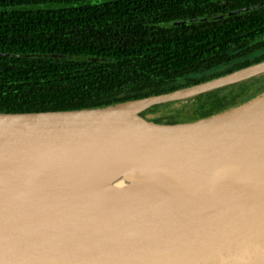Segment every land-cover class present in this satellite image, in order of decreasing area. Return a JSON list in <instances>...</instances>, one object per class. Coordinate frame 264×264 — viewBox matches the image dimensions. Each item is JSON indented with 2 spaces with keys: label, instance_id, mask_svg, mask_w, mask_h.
Segmentation results:
<instances>
[{
  "label": "water",
  "instance_id": "water-1",
  "mask_svg": "<svg viewBox=\"0 0 264 264\" xmlns=\"http://www.w3.org/2000/svg\"><path fill=\"white\" fill-rule=\"evenodd\" d=\"M261 74L264 60L117 104L0 112V158L15 178L41 158L139 161L153 199L120 210L0 183V264H264V92L192 121L148 112ZM228 171L232 181L183 194Z\"/></svg>",
  "mask_w": 264,
  "mask_h": 264
},
{
  "label": "trees",
  "instance_id": "trees-1",
  "mask_svg": "<svg viewBox=\"0 0 264 264\" xmlns=\"http://www.w3.org/2000/svg\"><path fill=\"white\" fill-rule=\"evenodd\" d=\"M262 60L264 0H0L4 113L117 104ZM261 75L148 112L205 118L262 94Z\"/></svg>",
  "mask_w": 264,
  "mask_h": 264
},
{
  "label": "bare ground",
  "instance_id": "bare-ground-1",
  "mask_svg": "<svg viewBox=\"0 0 264 264\" xmlns=\"http://www.w3.org/2000/svg\"><path fill=\"white\" fill-rule=\"evenodd\" d=\"M264 118V113L259 115ZM6 158H0V183L6 184L22 193L34 191L47 196H65L70 194L78 202L87 205H106L120 210H133L150 204L152 195L149 185L151 175L149 166L140 165L139 161L123 159H104L87 161L83 159L31 160L25 165L29 179L19 180L11 175L6 165ZM162 169L155 167V170ZM222 173V172H221ZM219 174L202 185L183 188L184 195H196L211 191L218 184L230 182L236 173ZM126 185L127 190L122 186ZM221 186V185H220ZM49 188V189H47ZM153 200V199H152Z\"/></svg>",
  "mask_w": 264,
  "mask_h": 264
},
{
  "label": "rangeland",
  "instance_id": "rangeland-1",
  "mask_svg": "<svg viewBox=\"0 0 264 264\" xmlns=\"http://www.w3.org/2000/svg\"><path fill=\"white\" fill-rule=\"evenodd\" d=\"M262 76V75H261ZM263 77V76H262ZM258 79H262V78H260V77H257ZM257 78H254V80H258ZM250 81V80H249ZM248 82V81H247ZM170 102V104H168V106H167V108L168 109H170V108H172L173 106H176L177 104H179L178 102H177V100L175 101H168V102H166V103H169ZM161 104H165V103H161Z\"/></svg>",
  "mask_w": 264,
  "mask_h": 264
}]
</instances>
